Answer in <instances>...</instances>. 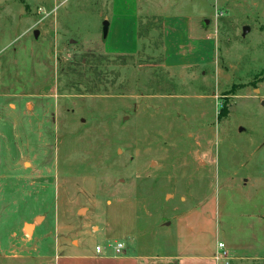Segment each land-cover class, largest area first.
Listing matches in <instances>:
<instances>
[{"label": "rangeland", "instance_id": "rangeland-1", "mask_svg": "<svg viewBox=\"0 0 264 264\" xmlns=\"http://www.w3.org/2000/svg\"><path fill=\"white\" fill-rule=\"evenodd\" d=\"M263 102L264 0H0V264H175L198 209L264 264Z\"/></svg>", "mask_w": 264, "mask_h": 264}, {"label": "crops", "instance_id": "crops-1", "mask_svg": "<svg viewBox=\"0 0 264 264\" xmlns=\"http://www.w3.org/2000/svg\"><path fill=\"white\" fill-rule=\"evenodd\" d=\"M214 225L212 215L203 213L202 209L190 211L180 218L177 222L179 242L175 264H218L215 255L220 242L216 246L207 242L213 234ZM54 258L55 264H140V257L130 250L121 254H116L114 249H106L100 254L63 253Z\"/></svg>", "mask_w": 264, "mask_h": 264}, {"label": "built area", "instance_id": "built-area-1", "mask_svg": "<svg viewBox=\"0 0 264 264\" xmlns=\"http://www.w3.org/2000/svg\"><path fill=\"white\" fill-rule=\"evenodd\" d=\"M116 254H121L124 252V246L122 244H117L114 248ZM104 251V248L97 246L96 253L100 254ZM216 262L218 264H229L230 258L228 253L225 251V245L223 243H218L217 251L215 255Z\"/></svg>", "mask_w": 264, "mask_h": 264}, {"label": "water", "instance_id": "water-1", "mask_svg": "<svg viewBox=\"0 0 264 264\" xmlns=\"http://www.w3.org/2000/svg\"><path fill=\"white\" fill-rule=\"evenodd\" d=\"M109 25H110V24H109L108 21H105V22L103 23V36H104V38H107V36H108ZM249 32H250V28H249V27H245V28L243 29V35H244V36H246ZM37 36H38V33L35 32V37L37 38ZM262 105L264 106V102L262 103Z\"/></svg>", "mask_w": 264, "mask_h": 264}, {"label": "bare ground", "instance_id": "bare-ground-1", "mask_svg": "<svg viewBox=\"0 0 264 264\" xmlns=\"http://www.w3.org/2000/svg\"><path fill=\"white\" fill-rule=\"evenodd\" d=\"M39 220H40V219H39ZM26 230H27V232L31 233L32 230H33V227H32V226H27V227H26Z\"/></svg>", "mask_w": 264, "mask_h": 264}]
</instances>
